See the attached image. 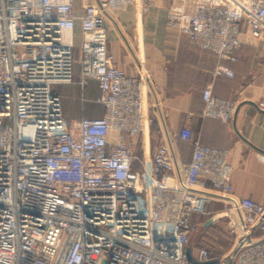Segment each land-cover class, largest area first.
I'll return each instance as SVG.
<instances>
[{
  "label": "built area",
  "instance_id": "built-area-1",
  "mask_svg": "<svg viewBox=\"0 0 264 264\" xmlns=\"http://www.w3.org/2000/svg\"><path fill=\"white\" fill-rule=\"evenodd\" d=\"M154 2L0 0V264H192V215L213 200L251 240L235 264H264V204L233 192L228 148L194 140L185 123L176 135L192 143L188 162L168 142L150 151L147 78L116 64L105 23L130 5L141 19ZM165 22L220 60L213 76L232 77L222 60H236L244 34L261 37L264 0H171ZM76 60L78 84L97 82L99 117L63 115L58 86L74 82ZM201 99L204 117L236 111L211 84Z\"/></svg>",
  "mask_w": 264,
  "mask_h": 264
},
{
  "label": "crops",
  "instance_id": "crops-1",
  "mask_svg": "<svg viewBox=\"0 0 264 264\" xmlns=\"http://www.w3.org/2000/svg\"><path fill=\"white\" fill-rule=\"evenodd\" d=\"M170 2L155 0L144 19L139 20L135 6L130 5L125 10L114 11V21L105 23L108 49L116 64L127 73L142 72L147 78V100L152 118L150 151L168 142L173 154L188 162L192 143L176 134L189 123L194 140L229 149L233 192L264 204V31L259 38L244 34L235 52L236 60H222L232 69V77L213 76V66L220 60L166 25V9ZM74 54L77 59L78 44ZM79 73L80 65L76 60L74 82L58 86L63 115L68 120L99 117L104 107L97 100L100 92L97 82L89 80L81 87ZM207 84L212 85L215 95L237 101L230 121L202 116L201 90ZM139 137L133 152L140 158L142 139ZM218 203L213 200L208 204V214L192 215L195 230L190 237L199 227L204 231L202 238L210 234L218 217L215 212ZM187 248L196 259L198 248L189 244ZM215 258L219 261L210 264H235L236 256L234 261L228 262L210 255V259Z\"/></svg>",
  "mask_w": 264,
  "mask_h": 264
},
{
  "label": "rangeland",
  "instance_id": "rangeland-1",
  "mask_svg": "<svg viewBox=\"0 0 264 264\" xmlns=\"http://www.w3.org/2000/svg\"><path fill=\"white\" fill-rule=\"evenodd\" d=\"M136 19L139 20L138 17ZM75 43H79V38L77 36ZM141 137H139V140L142 139ZM139 151L140 149L137 147V152ZM218 204V208L215 211L217 212L216 214H218V217L210 234L204 235L203 239V230L202 227H199L190 237L188 244L197 248L206 247L209 250L210 255L217 256L231 262L234 261L236 256L235 254L230 257L231 251L236 246L237 240L239 239L237 237V229L227 207L220 202Z\"/></svg>",
  "mask_w": 264,
  "mask_h": 264
},
{
  "label": "water",
  "instance_id": "water-1",
  "mask_svg": "<svg viewBox=\"0 0 264 264\" xmlns=\"http://www.w3.org/2000/svg\"><path fill=\"white\" fill-rule=\"evenodd\" d=\"M251 240L249 237H244V238H240L237 240V244L236 246L233 248V250L231 251V254H230V257L235 255L237 253V251L239 250V248L246 244V243H249ZM185 252H186V256H187V260L192 263V264H210V263H213V262H218L219 259L218 258H215V259H209V260H206V261H199L197 259H195L191 253H190V249L189 248H186L185 249Z\"/></svg>",
  "mask_w": 264,
  "mask_h": 264
}]
</instances>
